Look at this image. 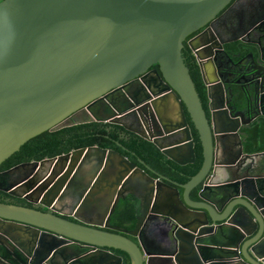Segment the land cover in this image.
<instances>
[{"label": "water", "instance_id": "1", "mask_svg": "<svg viewBox=\"0 0 264 264\" xmlns=\"http://www.w3.org/2000/svg\"><path fill=\"white\" fill-rule=\"evenodd\" d=\"M232 1L0 2V166L47 130L94 121L119 123L140 112V104L123 111L111 97L122 90L131 101L135 84L136 94H145L162 127L157 134L140 135L174 162L194 163L188 113L204 155L201 170L186 183L141 159L155 177L122 153L100 146L14 166L5 175L15 178L0 188L31 200L34 191L75 173L67 183L71 185L80 157L95 153L106 165L108 175L102 180L111 188L120 183L126 188L135 174L143 177L142 203L136 226L129 230L111 225L118 200L95 221L78 213V221L68 219L49 204L43 210L0 201V264H123L117 250L127 253L130 264H264V151L245 152L240 122L246 114L230 112L220 78L211 77L217 74L216 49L231 41L217 42L211 28L190 41L207 86L209 116L183 56L187 37ZM155 64L160 68L152 75L148 70ZM101 168L85 180V187L90 188ZM102 180L94 181L77 212L97 209L92 202L105 192ZM201 184L194 198L192 192ZM147 219L170 223L157 250L139 234Z\"/></svg>", "mask_w": 264, "mask_h": 264}, {"label": "flooded vegetation", "instance_id": "2", "mask_svg": "<svg viewBox=\"0 0 264 264\" xmlns=\"http://www.w3.org/2000/svg\"><path fill=\"white\" fill-rule=\"evenodd\" d=\"M263 11L264 0H233L231 4L228 5L220 14H218L215 19L209 22L205 27L189 35L184 42V48L187 46L190 47V41L198 37L208 28H211L214 31L217 37V42L231 41L224 46V49H216L217 52L215 55L214 65L217 74L214 75L212 74V71H210L212 74L211 77L215 79L216 77H219L222 82L224 102L227 108L230 109V112H237L241 110L246 114L245 122H240V132H244V135L242 136V139L244 140V149L245 144L249 138L248 130H250L251 127H253L256 123H260L262 120H264V24L262 23ZM159 68V65L155 64L148 70V72L153 75V70H159ZM142 76L143 75L139 76L137 79H140ZM148 79L150 80L151 76H149ZM132 88L135 100L130 99L131 101H129V96L126 97V93L122 90L115 91L111 97L112 100L116 102L115 104L118 105V107L124 109L123 111L128 110L129 108H138V106H143V109H141L140 112L137 111L136 113L120 118L119 123L111 122L110 120L106 122H94L100 123L101 127L106 129L108 133V135L105 136L115 141L117 146L121 147L122 150H126L130 154H132L135 159L120 152L118 149H108H112L122 153L123 155L129 157L133 162L137 163L138 166L142 167V157H140L136 151L130 149L126 143L131 142L135 138L142 139L143 137L140 134L144 131L145 134H148L150 136L157 134V132L161 130L162 127H160L159 125V119L154 109L150 105H146L148 100L144 98L145 94H136V91H138L139 89L136 84L132 86ZM134 88L136 89L134 90ZM218 89L220 88L218 87L217 90ZM137 103L140 105L136 106ZM208 103L209 101L207 98V102H203V104L209 116L210 111ZM113 108L116 110L115 107ZM98 111H101V107L98 109ZM230 115L232 116L231 113ZM83 117L84 114H81L80 118ZM166 119L167 118L164 117V121H166ZM77 167L78 169L76 175L74 176V182L71 185L67 183L75 173L69 174L68 177H66L61 183H57L56 178L55 181L51 185H49L47 189H41L40 193L34 191L30 196L31 200H27L24 197L12 195L1 188L0 199L6 201L7 203L32 206L43 210H49L46 206L47 204H49L51 205V207H56L57 210L62 211L63 216L74 221H78L75 218V215L77 213L80 218L87 221L100 220V218L105 214L108 204L110 205L111 203H114L116 200H118L116 209L111 215V225L120 228L119 225L112 223V216L117 212L122 203L126 200H132L136 202L138 206H140V204L142 203L140 192L142 191L141 185L143 177L135 174L131 183L128 185L126 184V188L123 187V183L115 184V192L111 194L112 189H114L110 187L111 183H107L106 181L103 182L102 180H106L108 175V172H103L106 170V165L105 163L102 164L99 162V158L95 153L91 154L89 157H80V161L78 160ZM100 167H102L101 171L95 177L94 181L96 179L102 180V182L100 181V183H102L101 186L103 185L105 187V192L100 195V197L98 196V198L93 199L92 203L96 206L97 209L90 212L79 213L77 212V210L79 206L83 204L85 199L84 196L88 191L91 190V186L94 183V181L91 180L90 184L92 183V185L90 186V188L89 186L85 187V180H88L91 177L92 173ZM148 167L154 169L153 166L149 165ZM9 169H0V187H5V183L7 181H11V179L15 178L5 175V171ZM151 169L147 168V171L151 173ZM112 178L114 181H116L118 178V174L116 173L115 177ZM139 183H141V185H139ZM195 190L196 189H194V191ZM194 191L192 192V196L195 198V196L193 195ZM22 192L23 191L18 190L17 193L22 194ZM140 209L141 206L139 207V210ZM170 230V223L167 221H163L160 219H147L144 221V224L140 228L139 234L143 237V239H145V241H148L147 243L150 248H152L153 250H157L159 246L166 241ZM117 232L121 233L119 231ZM129 237L134 241H137V238H135L134 236ZM172 250H174V247ZM122 255L124 257V254ZM125 260L126 258L124 257V262Z\"/></svg>", "mask_w": 264, "mask_h": 264}, {"label": "trees", "instance_id": "3", "mask_svg": "<svg viewBox=\"0 0 264 264\" xmlns=\"http://www.w3.org/2000/svg\"><path fill=\"white\" fill-rule=\"evenodd\" d=\"M1 1L2 0H0V2ZM183 56L185 57L187 66L190 68L197 90L203 102L206 103V85L203 81L196 57L189 46L183 49ZM188 120L191 124L195 140L196 161L194 163L180 165L174 162L173 160L167 158L155 143L147 139L135 138L126 144L130 149L136 151L146 163L153 166L154 169L158 170L161 174H164L180 183H186L201 170L204 162L203 146L200 140V135L195 129L193 122L190 120L189 115ZM248 133L249 138L245 144L246 152L255 153L264 151V120L251 127V129L248 130ZM105 135H108L106 129L102 128L101 124L98 122L76 124L61 127L56 130H47L26 142L19 151L14 153L0 166V169H9L22 162L42 160L45 157H55L69 153L75 149L93 145L115 148L135 159L132 154L126 150H122L121 147L117 146L115 141ZM141 165L147 170V167L144 164ZM150 174L158 177L153 172ZM200 189L201 185L194 191L193 195L195 197H198V191ZM0 201L6 202L1 199ZM138 214V204L132 200H126L112 216V223L119 225L121 228L132 230L136 226ZM116 252L121 253V255L124 254V257L126 258L124 264H130V259L127 253L120 250H117Z\"/></svg>", "mask_w": 264, "mask_h": 264}, {"label": "crops", "instance_id": "4", "mask_svg": "<svg viewBox=\"0 0 264 264\" xmlns=\"http://www.w3.org/2000/svg\"><path fill=\"white\" fill-rule=\"evenodd\" d=\"M140 207V206H139Z\"/></svg>", "mask_w": 264, "mask_h": 264}]
</instances>
